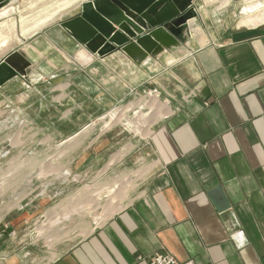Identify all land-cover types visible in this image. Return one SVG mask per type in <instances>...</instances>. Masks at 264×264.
<instances>
[{
    "label": "crops",
    "instance_id": "1",
    "mask_svg": "<svg viewBox=\"0 0 264 264\" xmlns=\"http://www.w3.org/2000/svg\"><path fill=\"white\" fill-rule=\"evenodd\" d=\"M81 8L0 56L20 50L32 64L0 86V103L32 99L34 130L56 143L137 92L155 90L169 115L138 150L132 165L145 174L129 204L50 264H148L164 253L180 264H264V0H196L195 18L149 40L146 59L100 57L74 41L59 24ZM2 221L0 264H24L4 235L21 222Z\"/></svg>",
    "mask_w": 264,
    "mask_h": 264
},
{
    "label": "rangeland",
    "instance_id": "2",
    "mask_svg": "<svg viewBox=\"0 0 264 264\" xmlns=\"http://www.w3.org/2000/svg\"><path fill=\"white\" fill-rule=\"evenodd\" d=\"M49 1L51 9L45 4H39L34 12L28 13L23 12L27 0H13L12 7L15 10L3 13L0 22L9 18L20 21L22 13L28 18L46 15L56 9L57 1L60 5L67 0ZM85 1L72 5L69 10L59 13V16L74 10ZM32 37L22 38L20 41L15 39L7 51L20 43H26ZM155 95V90L137 92L132 99L126 98L125 102L110 110L103 118L94 119L85 133L65 143H56L50 135H40L34 130L33 110L37 107L32 106V99L26 106L15 104L9 105L8 109L5 108L6 104L0 103V187L8 190L0 197V222L7 215L2 222L6 223L14 218L17 219L16 222H21L18 229L4 234L5 239L11 240L13 244L10 246V255H21L24 257L21 259L24 264H50L85 238L84 235H89L98 228L97 220L111 203H121L122 200L123 206L129 204L145 174L143 165L135 167L132 164L144 158L138 150L150 137L142 135L145 129L141 125L136 124L134 132L128 123L136 119V112L149 113L146 103ZM157 102L163 105L159 98ZM17 111L25 113L24 119L14 117L9 121L1 120L3 116H15ZM114 112L124 113L125 118L101 132L110 119L108 117ZM164 118H159L150 132ZM92 131L95 133L90 135ZM83 138L86 139L81 141ZM106 140L110 143L109 148L97 157L96 152ZM123 149L129 151L126 157L119 164L107 167L112 157ZM90 158L95 160L91 163ZM125 185V192L115 200L103 198L108 190ZM125 193L127 198L123 196ZM97 197H100V203L92 207L90 201H95Z\"/></svg>",
    "mask_w": 264,
    "mask_h": 264
},
{
    "label": "water",
    "instance_id": "3",
    "mask_svg": "<svg viewBox=\"0 0 264 264\" xmlns=\"http://www.w3.org/2000/svg\"><path fill=\"white\" fill-rule=\"evenodd\" d=\"M196 0H88L74 17L62 20L59 27L93 55L104 57L121 50L130 58H147L144 48L153 37L178 35L195 18L188 8ZM13 0H0V12ZM31 62L20 50L0 62V86L16 77H26ZM215 202L219 212L230 206L221 189Z\"/></svg>",
    "mask_w": 264,
    "mask_h": 264
},
{
    "label": "bare ground",
    "instance_id": "4",
    "mask_svg": "<svg viewBox=\"0 0 264 264\" xmlns=\"http://www.w3.org/2000/svg\"><path fill=\"white\" fill-rule=\"evenodd\" d=\"M80 1L82 2L84 0H67L60 5H58V1H57L56 4L54 3L56 5V9L53 11H49L46 15H41V16L39 15L38 17H34V18L29 17L28 18V17H25V14H23L21 12L22 14L20 16V21L16 20V18H9L4 22H0V56L2 54L6 53V51L10 47V45L15 41V39L20 41V40H22V38H27V37L33 36L39 30L47 27L49 24L53 23L57 18H59L60 17L59 13L61 14V12H63L64 10H69V8H72L73 7L72 5H74V4H80L81 3ZM78 2H80V3H78ZM50 3H51V1H49V0H27V4L25 5V7H24L25 10H23V12L24 11H28V13L34 12L35 7L39 4H45L49 8L50 6H48V5H50ZM47 7H46V9H47ZM49 9H51V8H49ZM14 10H15V8L12 7V5L8 6V7L1 10L0 17L2 16L3 13H6L8 11H14ZM48 10H45V11H48ZM19 22H20V24H19ZM23 40H25V39H23ZM158 98H159V96L155 95L154 97H151L147 101L146 108L149 109V113H147V114H144L142 112H138V113L136 112L137 114L135 113L136 119L133 122L130 121V123H128L129 128L131 130L134 131V126L136 124L141 125L145 129L144 132L142 133V135H145L146 137H148L150 135V128L157 122V120L161 117L163 118V117H167V115H169L167 107L164 105H161L159 102H157ZM108 118H110V119H108V122H106L107 125H105V127H103L101 132L112 128L118 122L122 121L125 118V116H124V113L114 112ZM76 143H74V144H76ZM128 152H129L128 150L123 149L118 154H115L112 157V159L110 160V162L108 163L107 167L115 165L116 163H118L122 159V157H124ZM129 183H130V180H129L128 184ZM126 185L124 187H121V188L108 190L106 195H103V198L110 200V201L115 200L116 198L120 197V194L125 192ZM6 189H7L6 187H2V188L0 187V197L4 196L5 193L8 191V190L6 191ZM126 193H127V191H126ZM126 193L123 194L124 197L127 196ZM99 203H100V197L99 198L97 197V199L93 202H92V200L90 201V204L92 205V207L98 205ZM112 204H113V206H112ZM84 205H87V204H84ZM123 207L124 206L122 205V200H121V203L114 201L113 203H111V206L108 207V209L106 211H103L104 214L102 217H100L97 220L96 225L98 227L102 226L106 221H108L109 218H111L113 215H115L116 213L123 210ZM6 212H8V210H6ZM67 218H68V216L65 219H67ZM50 220H52V219H50ZM40 232L41 231H39V233ZM87 235H88V233L84 236L86 237Z\"/></svg>",
    "mask_w": 264,
    "mask_h": 264
},
{
    "label": "built area",
    "instance_id": "5",
    "mask_svg": "<svg viewBox=\"0 0 264 264\" xmlns=\"http://www.w3.org/2000/svg\"><path fill=\"white\" fill-rule=\"evenodd\" d=\"M148 264H180L178 260L170 254H156Z\"/></svg>",
    "mask_w": 264,
    "mask_h": 264
}]
</instances>
